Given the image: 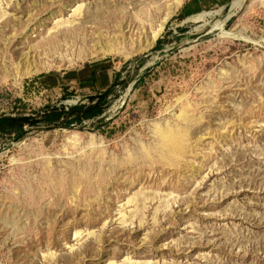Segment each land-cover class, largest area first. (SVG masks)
<instances>
[{"label":"rangeland","instance_id":"374dc122","mask_svg":"<svg viewBox=\"0 0 264 264\" xmlns=\"http://www.w3.org/2000/svg\"><path fill=\"white\" fill-rule=\"evenodd\" d=\"M174 1L1 0L0 117L75 104L31 83L90 64L128 83L99 119L0 134V264H264V0L226 23L253 43L212 30L232 0L154 36Z\"/></svg>","mask_w":264,"mask_h":264},{"label":"crops","instance_id":"0c3cea01","mask_svg":"<svg viewBox=\"0 0 264 264\" xmlns=\"http://www.w3.org/2000/svg\"><path fill=\"white\" fill-rule=\"evenodd\" d=\"M229 1L230 0H186L184 5L179 9V16L188 18L210 8H215V6L227 4ZM125 83H128L125 73L120 70L108 65L90 64L83 68L69 70L60 75H50L39 78L33 81L31 85L45 88L47 91L58 95L62 101L70 98L76 99L77 102L73 105L60 104L48 106L49 108L64 107L68 110L69 108H78L83 105L88 106L90 105L91 97L101 96L107 91L112 90V93L107 98L109 100L117 89L121 86H125ZM102 116L87 121L96 120Z\"/></svg>","mask_w":264,"mask_h":264},{"label":"trees","instance_id":"16d2710c","mask_svg":"<svg viewBox=\"0 0 264 264\" xmlns=\"http://www.w3.org/2000/svg\"><path fill=\"white\" fill-rule=\"evenodd\" d=\"M179 18L185 19L183 16H179ZM162 43V41H159L157 48H160ZM126 84L127 83H125V86ZM111 93L112 90H109L101 96L91 97L90 105L88 106L83 105L78 108H69L68 110L64 107H48L45 111L34 113L32 116H2L0 117V134H15L16 139H19L24 134L25 126L34 127L42 123L52 127L70 128L74 125L81 126L87 120L98 118L105 113V109L108 106L107 98ZM100 122H103V119H101Z\"/></svg>","mask_w":264,"mask_h":264},{"label":"bare ground","instance_id":"6f19581e","mask_svg":"<svg viewBox=\"0 0 264 264\" xmlns=\"http://www.w3.org/2000/svg\"><path fill=\"white\" fill-rule=\"evenodd\" d=\"M10 1L11 0H5V2H6L7 5L10 3ZM247 1L248 0H232L231 1L230 10H229V13H228L227 17L225 18V20L224 21H221V22L220 21L217 22L213 26L214 29H212L213 31H219V34H218L219 39H232V40L243 41L245 43H253V41L249 37L243 35L242 33H234V32H231V31L226 30V23L232 17H234L236 14H238L239 12L242 11V9L245 7ZM0 2H1V0H0ZM181 3H182V0H175L174 1V4L169 8L168 14L164 18V20L161 23V25L159 26V28L157 30L156 29L153 30L154 36L157 37V36H159L161 34V32L163 31V28H164L165 24L169 21V19L171 18V16L176 12V9L181 5ZM77 9L75 10V13H77L79 11V9L78 10ZM222 12H223V9L222 8H220V9H218L216 11H204V12H201L199 14H196V15H193V16H190V17L186 18L185 21L186 22L196 23V24H198V23H204V24L207 25L208 23H210V20L211 19H213V18L221 15ZM4 16H6V12H4L0 8V20L3 19ZM87 16L94 17V16H96V13H93V14L90 15L87 12ZM98 16H97V18H98ZM61 23L65 24L66 26H68L67 24H71L70 21H67V22H62L61 21L56 26H58ZM63 24H61V25H63ZM55 29H56V27H55ZM149 43H151V42H149ZM149 43H147V44H149ZM98 48L99 49H102V48H105V47L102 44ZM108 52H110V50ZM37 71H38V68H36L35 66H29V64H27V62H26L24 64V69H23V72L21 73V75L32 74V73H35ZM130 88L128 89L127 92H129ZM169 137L170 136L168 134H165L164 135V138L165 139H167ZM13 163H15V161H13ZM127 221L128 220L125 217L122 219V223H127ZM50 256H53V255L50 254Z\"/></svg>","mask_w":264,"mask_h":264},{"label":"water","instance_id":"95a60500","mask_svg":"<svg viewBox=\"0 0 264 264\" xmlns=\"http://www.w3.org/2000/svg\"><path fill=\"white\" fill-rule=\"evenodd\" d=\"M229 10H230V9H229ZM103 116H104V114H103ZM103 116H102V117H103Z\"/></svg>","mask_w":264,"mask_h":264},{"label":"built area","instance_id":"2783aa9c","mask_svg":"<svg viewBox=\"0 0 264 264\" xmlns=\"http://www.w3.org/2000/svg\"><path fill=\"white\" fill-rule=\"evenodd\" d=\"M85 123V122H84Z\"/></svg>","mask_w":264,"mask_h":264}]
</instances>
